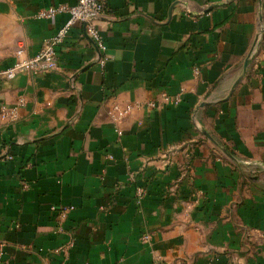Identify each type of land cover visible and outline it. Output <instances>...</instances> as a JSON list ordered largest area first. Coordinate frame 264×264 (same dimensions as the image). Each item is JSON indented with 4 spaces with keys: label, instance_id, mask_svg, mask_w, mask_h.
<instances>
[{
    "label": "crops",
    "instance_id": "crops-1",
    "mask_svg": "<svg viewBox=\"0 0 264 264\" xmlns=\"http://www.w3.org/2000/svg\"><path fill=\"white\" fill-rule=\"evenodd\" d=\"M76 2L0 0V68ZM96 23L104 67L76 23L57 69L0 80V264H264V0H110Z\"/></svg>",
    "mask_w": 264,
    "mask_h": 264
},
{
    "label": "built area",
    "instance_id": "built-area-1",
    "mask_svg": "<svg viewBox=\"0 0 264 264\" xmlns=\"http://www.w3.org/2000/svg\"><path fill=\"white\" fill-rule=\"evenodd\" d=\"M110 0H77L74 4L60 3L53 5L48 8L42 9L37 13L38 18L50 19L54 18L58 14H67L69 16L66 24L58 30V32L52 37L45 40L40 51L35 55H27L24 46L21 44L18 46L14 54V62L7 68H0V80H12L21 73L39 74L41 72L55 70L58 68V46L61 45L66 39L72 26L76 23H80L85 30L86 35L94 42L103 55L99 59V63L102 67L105 66L106 62L113 58L109 55L108 46L103 39L99 27L97 26L96 20L106 14L108 4ZM198 72V69H196ZM182 97L181 95L171 96L164 95L166 102L173 101L175 104H179ZM148 107H154V102H149ZM135 105H128L125 109L119 111L120 116L128 114ZM2 115L5 117H17L16 110L10 109L6 106H1ZM139 193L143 194L144 190L139 189ZM74 207H53V210H59L61 214L65 215ZM151 239V234L146 233L142 237L143 243H148ZM154 264H170L169 262L157 258Z\"/></svg>",
    "mask_w": 264,
    "mask_h": 264
},
{
    "label": "rangeland",
    "instance_id": "rangeland-1",
    "mask_svg": "<svg viewBox=\"0 0 264 264\" xmlns=\"http://www.w3.org/2000/svg\"><path fill=\"white\" fill-rule=\"evenodd\" d=\"M0 113L2 114L1 109H0Z\"/></svg>",
    "mask_w": 264,
    "mask_h": 264
}]
</instances>
